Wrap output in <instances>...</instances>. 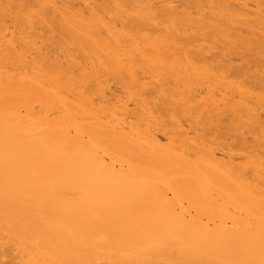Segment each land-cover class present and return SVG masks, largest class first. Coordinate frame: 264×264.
<instances>
[{"label": "bare ground", "instance_id": "bare-ground-1", "mask_svg": "<svg viewBox=\"0 0 264 264\" xmlns=\"http://www.w3.org/2000/svg\"><path fill=\"white\" fill-rule=\"evenodd\" d=\"M33 20L70 62L33 56ZM263 109L264 0H0V264H264Z\"/></svg>", "mask_w": 264, "mask_h": 264}, {"label": "rangeland", "instance_id": "rangeland-1", "mask_svg": "<svg viewBox=\"0 0 264 264\" xmlns=\"http://www.w3.org/2000/svg\"><path fill=\"white\" fill-rule=\"evenodd\" d=\"M95 1H98V0H95ZM99 3V2H98ZM173 4H176V2H174ZM166 5V3H157V9H159V8H163V6H165ZM177 5V4H176ZM251 7L254 9V8H256L255 7V5L254 4H251ZM252 9V10H253ZM193 11H195V10H193ZM34 22H35V20H33ZM166 25H168V24H166ZM11 26V28H12V24L10 25ZM13 29V28H12ZM26 30H27V32H30V33H33V35L34 36H37V34H38V37L36 38L37 39V45H36V47H35V50H34V54H33V56H35V54H37L38 52H42V53H48V55H50V56H53V55H57V56H59L60 57V59L64 62V63H67V62H70L68 59H66V56H65V54H63V49H59L56 45H55V40H58L59 39V34L57 33V32H55V33H53V34H51L48 30H47V28H46V26L43 24V23H38V22H35V24H34V26H32V28H29V25L27 24V26H26ZM52 35H54V36H52ZM198 44L199 45H204V46H209V47H211L212 45L211 44H213V43H211V42H209V41H201L200 43H194L193 42V44H192V46H194V47H196V46H198ZM75 59V62H76V69H75V72H76V74L77 75H79L80 74V72H79V68H80V65H86V67L88 68V70H92V69H96L97 71H99V78H100V82H101V85H102V83L103 84H105L107 87H106V89H105V92H107L106 94H107V97H109V99L111 100V101H114L113 103H116L117 101L118 102H120V100H122V101H124V103H126V104H128V107L130 108V110L131 111H134L135 109H139V105L141 104H135V103H137V101H142V105H143V101H144V99L142 98V97H140L141 96V90H139L140 91V93L138 92V95H136V97H132V95L130 94L131 92H129V90H127V88L125 87V85H124V79L123 78H119V77H117V75H115V76H113V75H106V74H104L103 72H101V70L98 68V67H95L96 66V60H95V58L92 56L91 58H88V60H85V58L82 56V55H79V56H77V57H75L74 58ZM237 63H239V61L237 62ZM150 75L148 74V76L145 78V79H141V77H140V82L141 83H143V81H144V83H149V84H152V83H150L152 80H151V78L149 77ZM154 77V76H153ZM169 85V86H168ZM177 85V84H176ZM178 85H181V84H179L178 83ZM177 85V86H178ZM109 86V87H108ZM167 86L169 87V88H171V92L170 93H168V94H170V95H168L167 94V96H166V98L167 97H172L173 98V95L176 93L177 95H178V98H181V97H179V94H180V96H181V93H182V91H183V88H182V85H181V87L178 89L177 87H176V89L178 90V92H181V93H179L178 94V92H177V90L175 89V84H173V83H170V84H167ZM202 86V85H201ZM205 86V85H204ZM204 86H202V88L204 87ZM153 86H151V88H152ZM199 87V86H198ZM206 87V86H205ZM200 88L201 87H199L198 89H199V91H200ZM201 88V93L200 94H202V90L204 89H202ZM95 89V86H93V85H91V86H89L88 87V91L90 92V94H92V93H96V91L94 90ZM173 89H174V91H173ZM205 89H207V88H205ZM110 92H109V91ZM137 91H138V89H137ZM206 91L207 90H204L203 91V93L205 92L206 93ZM175 92V93H174ZM258 92V91H257ZM172 93H174L173 95H171ZM153 95V98L151 97V95ZM149 95L148 94H146V95H148V96H145V98H148L147 100L149 101V102H151V101H159V102H163L164 100H159L158 99V97L159 96H157L158 94L156 93V91H153V92H151ZM166 94V93H165ZM205 95V94H204ZM139 96V97H138ZM152 99H151V98ZM138 98H141V99H139L138 100ZM174 98H175V96H174ZM198 98H199V95L197 96V98H196V100H198ZM200 99V98H199ZM137 100V101H136ZM98 101V100H97ZM139 103V102H138ZM154 103V102H153ZM77 106H79V102H77V104H76ZM136 106H137V108H136ZM179 106H176V107H172V108H169L170 110L168 111V110H165L163 113V115H162V119L161 120H163V124H165L164 125V127H163V124H161V125H158V126H161V128L159 127V130H157L158 129V127L157 128H155L154 127V125H152L151 126V128L152 129H154V131H155V129H156V133L157 134H155L156 135V137L158 136V134H159V136H158V138H159V141H161V143H162V145H161V143H160V145L161 146H165V145H169L170 144V140H169V138H170V136H169V138H168V136H167V134L168 135H170V134H174V133H172L173 132V130H174V127L171 125V123H173L174 124V126H176V123L178 122L177 121V119L175 120V117H184L183 116V114L182 115H180V113H179V108H178ZM260 109H262L261 108V106L259 107ZM181 109V108H180ZM179 110V111H178ZM182 110V109H181ZM136 111V110H135ZM170 111H174V113H170ZM181 112V111H180ZM259 114H261L262 116H261V118H263L264 119V109L263 110H260L259 111ZM160 115V114H159ZM161 115H160V117H161ZM172 116H173V119H172ZM127 117V119H125ZM124 116V120H127V121H125V123H132V122H135V118H134V116H131V115H128V116ZM159 117V118H160ZM182 117H181V120H182ZM186 117V116H185ZM184 117V118H185ZM183 118V119H184ZM101 119V118H100ZM178 120H180V119H178ZM180 120V121H181ZM97 121H98V117L97 116H95V114H93V115H91L90 116V119L88 120V122L89 123H91L93 126H95L96 125V123H97ZM179 121V122H180ZM185 121V119L183 120V123H185L184 122ZM182 122V121H181ZM127 123V124H128ZM141 124H143V122H141ZM145 124V123H144ZM143 124V125H144ZM91 125V132L93 133V132H95L94 131V127ZM130 125V124H129ZM143 125H140L141 127L143 126ZM146 125V124H145ZM145 125H144V127H145ZM241 126V128H239L240 130V132H242V131H244V132H246L247 131V129L246 128H242L243 126L242 125H239V127ZM140 127V128H141ZM173 127V128H172ZM169 128H172V129H170L172 132L170 133V130H168ZM186 128H188V127H186ZM168 130L167 132H166V135H164L163 136V132H162V130ZM144 131H145V129H143ZM146 130H147V128H146ZM144 131H141V132H144ZM151 131V130H150ZM153 131V130H152ZM151 131V132H152ZM197 132L199 131L200 132V129L199 130H196ZM164 132V133H165ZM199 132H198V134H199ZM152 133H154V132H152ZM162 134V136H161V134ZM170 133V134H169ZM202 133V132H201ZM239 133V132H238ZM193 134V133H192ZM191 133H190V136L192 135ZM222 135H223V133H221ZM220 134V136H222ZM154 135V136H155ZM172 135H171V138H172V140H173V142L174 143H177L178 145H181L180 144V137L179 138H175L176 136H174V137H172ZM194 135V134H193ZM201 135V134H200ZM229 134H224V136L225 137H223V138H225V140H226V138H227V136H228ZM195 137H196V135H194ZM210 136H212V135H210ZM210 136L208 137L209 139H212V141L213 142H215V137H214V135H213V137H214V139H213V137L212 138H210ZM217 136V135H216ZM249 136V135H248ZM247 136V137H248ZM157 138V139H158ZM170 138V139H171ZM249 138H250V136H249ZM217 139H221V137H218ZM230 140H234V139H231V138H229ZM169 140V141H168ZM218 140V141H219ZM227 140H228V138H227ZM226 140V141H227ZM230 140H228V141H230ZM236 140V139H235ZM249 140H252V137L249 139ZM217 141V140H216ZM222 141H224V139L222 140L221 139V141L220 142H217L216 144L217 145H219V143H220V146H221V143H222V145L223 144H225V143H229L228 141L227 142H225V143H223ZM237 141V142H236ZM235 142H236V144L233 142V141H230L231 143H233L234 144V148L235 147H237L238 146V144H239V147L241 148V144H240V142L238 143V139L236 140ZM169 143V144H168ZM230 143V144H231ZM215 144V143H214ZM215 144V146H217ZM227 144H225V145H227ZM230 144H228L226 147H229V145ZM171 145V144H170ZM225 145H223V146H225ZM236 145V146H235ZM218 147V146H217ZM222 147V146H221ZM220 147V148H221ZM239 147H237L238 148V150H240L239 152H241V150H243L242 148L241 149H239ZM216 148V147H215ZM237 148H235V151L236 152H238V150H236ZM224 151H226V150H228V148H222ZM146 150V149H145ZM219 150V149H218ZM221 151V150H220ZM224 151L222 152L221 151V153H224ZM219 151H217V153H218ZM227 152V151H226ZM220 153V152H219ZM217 154V157L220 159V158H222L221 160H224L223 159V154ZM225 155V154H224ZM239 156V155H238ZM236 157V161H237V163H241V162H244L246 159H243L242 157ZM225 159L227 160V157H225ZM170 196H171V194H169Z\"/></svg>", "mask_w": 264, "mask_h": 264}]
</instances>
